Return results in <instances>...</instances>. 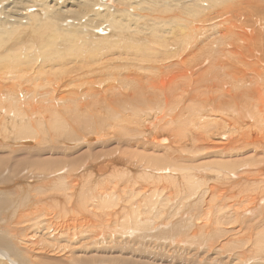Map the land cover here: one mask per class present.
Here are the masks:
<instances>
[{
  "label": "rangeland",
  "instance_id": "obj_1",
  "mask_svg": "<svg viewBox=\"0 0 264 264\" xmlns=\"http://www.w3.org/2000/svg\"><path fill=\"white\" fill-rule=\"evenodd\" d=\"M113 1L110 0L105 4H112L114 8H111L110 14L112 15H109L113 16L116 21L120 20L122 27L116 28L115 24L102 21H100L101 23L96 21L99 30H94L95 27L88 29L82 27V25L77 26L75 31L84 32L86 38L82 39L80 44L73 46L72 37L65 36L63 32L64 30H71V23H68L69 27L64 23L59 24L58 29L60 32L58 34L60 37L52 40L55 43L52 47L61 54L57 61L51 59L52 54L51 56H45V52H43L38 54L36 61L23 62L25 64L22 65V69L15 71L0 69V93L4 94L13 87H23L29 91H34L33 94H43L48 92L49 88L46 91V89H36L35 86L45 85L46 80L50 81L56 78L60 80L59 86H62L61 89L57 86L58 94L73 96L77 103L75 107L73 106L74 112L86 117L83 122H78L74 117L69 118L70 120L66 118L67 124H74L70 126L72 130L73 128L76 130L71 132L70 129L60 135L56 131L55 134L48 127L47 116L49 114H40L41 125L36 123L38 119L32 118L30 123L34 124V132L31 138L24 139L23 132L20 133V137H16L21 120L28 115L35 117L37 113L30 111L28 115L20 118L0 110V199H2L1 204L2 201L5 202L4 207L2 206L3 209L1 208L0 211V236H2L1 240L7 241L8 239V244L11 241L15 243L11 237L15 234L23 240L29 241V243L26 242V248H22L16 243H10L12 249L15 248L20 251L18 254H22V258L17 254V251L0 244V264H118L120 261L119 264H264V114L260 112L262 108L264 111V106L259 104L261 102L258 101L264 98V0L263 3L261 0H255V2H253L254 0H250V2L243 0L247 1L248 4L253 2V6L242 0H226L227 3H222L223 0H221L218 4H213L210 0H161L157 6H161L163 9L166 6L171 8L170 10L165 9L167 11L159 15L148 9V3L152 4L155 0H148L145 5L141 2L142 0ZM138 2H140V5L137 6L141 8L136 6ZM193 2V6L190 7ZM240 2L247 5L241 3L242 7ZM256 2L258 5L261 3L262 5H255ZM98 3H101L100 0H98ZM230 3L233 7L235 4L236 6L233 8L228 5L227 7V4ZM65 4L67 8L73 6L74 13L79 12L86 19L89 18L90 12L85 14L89 9L88 6L77 3L75 7L69 1ZM238 4L239 6H237ZM3 6L6 13L3 10L1 12L5 15L8 12V15L6 17L4 15L3 19H7L8 22L13 21L14 17H18L20 14V16H28L30 10L35 13L38 12L42 22L46 18L43 12L38 11L36 8L30 9L29 13L27 11L21 13L19 5L15 4L14 0H3ZM11 6L13 9H11ZM221 6L223 7L222 10H220ZM244 6L248 7L245 9ZM8 7H10V10ZM236 7L241 9L238 8L237 11ZM217 8L222 14L219 12L217 14L214 11L218 10ZM227 8H232L230 9L232 11L229 12ZM74 13L70 12L67 19L73 17ZM137 13L143 18L137 19L138 22H133L132 28L129 29V24H131V20L137 17ZM237 14L241 16L238 17ZM116 15H119V17ZM156 16L158 19H156ZM53 20L52 23H55V18ZM226 21L229 23L227 24ZM232 21H234V25ZM134 23H137L142 29L144 28L143 31H146V35L135 34L132 36L131 33H127V31L135 32ZM229 24L232 25L228 26ZM42 25L40 26L39 23L36 26L31 22L26 24V27L21 28L20 39L17 44V46L20 44L19 55L22 56L23 53H26L28 46L39 50L42 44V46L50 44L49 38L53 29H45ZM35 27L37 28L35 29ZM209 28L210 33L207 30ZM33 29H35V32H33ZM155 30L163 31L160 39L153 37L151 31ZM235 32H238V34ZM205 36L212 37L205 38ZM175 37H178V39ZM181 38L193 47L196 54V59L186 66L196 67L195 76L193 75V78L189 77L191 78L190 81L185 76V70L176 66L174 60L166 62L167 57L165 56L176 54L175 50L183 43L180 40ZM202 38L208 40L213 50L217 49L215 57L211 53L209 56L206 55L207 57L204 54L202 55L204 57L201 56V49H203L204 44ZM21 39L23 41L20 43ZM234 40L239 41V45ZM154 41H158L159 44L152 46V48H155L153 49L154 52L158 51L163 54H152L153 52L145 51V43ZM213 42L217 44H212ZM5 52L6 49L4 48L0 52V57ZM28 54L32 55V52ZM122 55L124 56L121 57ZM34 57L35 55H33ZM205 57L206 60H209V58L212 60L209 64L200 65ZM42 58H46L45 62L48 63L41 62L40 64L39 59L42 60ZM197 59H200V61ZM164 62L170 66V71H172L168 76L170 77L168 81L171 79L170 85L174 89H179V95H181V90L184 89L183 86L189 88L185 95L182 93L181 98L159 90V98H156L155 92L147 90L148 82L157 85L156 78L150 79L151 73L154 68L161 67L160 64ZM210 65L212 70H208ZM0 67H3L2 64H0ZM40 72L45 80H42V76H38ZM176 73L185 76L182 77L183 80H174V74ZM242 84L245 85L244 88ZM236 87L237 89H234ZM218 89L223 90H219L220 95L217 93ZM85 91L89 92L90 95L86 100L83 98L80 100L79 97ZM222 92H230V94L228 93L225 97ZM248 93L250 98L245 96ZM231 95H234L235 98ZM260 95L262 96L261 99H259ZM220 99L225 103L218 101V104L217 100ZM232 108L235 109L232 111ZM220 109L229 112H222ZM244 109L246 112H244ZM203 110H211L208 113L213 120H225L227 118L223 117L228 115V120L225 121H228L231 127L234 128L233 135L230 131L231 134H224L220 136L221 139H214L218 142L217 144L214 142L209 143L207 139L212 140L214 134L204 136V132L197 133L196 126L190 125L184 128L181 125L180 122L183 120L190 123L189 119L196 125L203 115L201 113ZM36 111H39V108ZM215 113L216 115H214ZM258 114L261 115L258 116ZM2 118H5V123L1 122ZM239 118L243 121H240ZM90 119H92V124L100 129L98 133L104 132L105 137L101 140L89 141L84 137L88 135L89 138V136L95 134L90 132L93 129L87 131L85 127H79V125L85 124ZM145 122H148L146 133L142 135L135 131L137 127L145 126ZM115 125H117L116 128ZM174 126L184 128V134H180L181 143L178 146L172 145L169 149L157 147L171 145V142L175 141ZM88 128H91L90 125ZM142 129H145V127ZM211 131L209 133H213ZM234 131L236 132L234 133ZM145 134L160 135L158 138H154L156 146L145 143L147 142L145 141V138H147L144 136ZM161 136L167 138L166 142L162 144L156 141ZM171 137H173V140ZM84 138L87 143H85ZM97 140L100 143L104 141L109 143L100 145L99 142L96 143ZM246 144L249 149H244V151L243 148L246 147ZM115 166H117L116 170L119 169L117 172L127 170L124 171L128 173L127 176L122 177L119 182H117L118 179H115L116 185L114 182H112V185H110L111 183L104 184L105 186H102V184L101 186L95 185L98 182L95 180L97 177L107 175L109 177ZM76 167H78L77 170ZM172 168L181 171L189 169L191 176H194L200 184L198 191L193 193L188 191V193L184 186V180L181 179L182 175L180 176L178 170L171 171ZM142 172L155 178L162 175L161 178L172 176L177 180V188L164 184L165 190L163 193H166V195L168 193L170 203L168 202V207L164 208L163 213L159 214L160 216H156L152 212L149 219L153 221L147 220L145 217V225L139 226L140 229L133 226L131 221L128 220L129 225L127 226L136 230L131 234L120 232L122 227H126L121 223V220L124 216L128 217L129 210L122 212L118 210V207L109 208L111 210L107 211L110 214L107 222L110 225V222L116 221L117 225L115 226L105 225V222L99 224L94 219L90 220L89 214L91 212L87 209V217L82 219V209L77 203L82 193L81 190L91 192L90 195L95 197L98 192L113 191L115 189L113 193L116 192L115 194L119 195V198L125 200L129 198L128 189L133 187V194L136 190L134 199L137 204L145 197V192L154 190L156 193L158 188L146 184L141 178L137 177ZM91 174L92 176H90ZM67 181L68 184H66ZM70 181L72 182L70 183ZM87 182L88 184H86ZM62 185L72 188V193L74 191L77 195L80 193L79 196L74 193L75 200L77 197L78 199L72 204H68L66 201ZM49 188L51 189L49 190ZM98 188H100L99 191ZM213 197H215L214 202L211 201ZM250 197L259 198L263 201H261V205L257 204L258 206L255 205L252 209L249 206L251 205ZM157 200H159L158 197ZM59 204H61V207H59ZM95 204L96 201L94 200L92 205ZM224 204L227 209H229V206L235 210L238 209V214L241 216L237 219L235 217L232 222L227 221L228 223L224 222L225 224L222 223V225L215 227L213 217L210 216H213L210 210L212 208L209 209L208 206H213L215 212H217L220 208L223 209ZM76 209L78 211L77 216ZM114 209L117 214L113 217L111 213ZM241 211L243 212L241 213ZM139 212V216L143 220L145 216L143 210ZM80 219L82 220L80 221ZM227 227L230 229L226 233L224 230H227ZM50 230L55 231L50 234L51 236L49 235ZM194 231L196 232L193 233ZM103 236H106L105 242L102 239ZM248 237L252 241H247ZM257 239L262 247L260 251H257L258 254L251 252L252 249H248L249 244L256 242ZM90 241H98L101 244L98 245L94 242L91 248L86 249L84 246ZM117 241H120V243H117ZM64 245L67 247H64ZM126 247H128V252L119 251ZM36 249L40 250L37 251ZM12 251L16 254H12ZM51 252L54 254H51Z\"/></svg>",
  "mask_w": 264,
  "mask_h": 264
},
{
  "label": "bare ground",
  "instance_id": "obj_2",
  "mask_svg": "<svg viewBox=\"0 0 264 264\" xmlns=\"http://www.w3.org/2000/svg\"><path fill=\"white\" fill-rule=\"evenodd\" d=\"M4 1H7V0H4ZM67 1H69V2H71V3H73V5H75V7H76V4L77 3H81V4H83V5H85V6H88L89 7V9L86 11V13L85 14H87V12H90V14H89V18H85L84 16H83V14L82 13H79V12H76V13H74L75 12V10H74V8H72L73 6H71L70 8H67V7H65V3L67 2ZM110 0H100V2L102 3H98V0H51V1H49V0H14V2H15V4H17V5H19V7H20V10H21V13H24V12H28L29 13V10L30 9H32V8H36V9H38V11L39 10H41L42 12H43V14L46 16V18H45V20H44V22H42V20H41V18L39 17V14H38V12H34L33 10H30L31 12L33 11V13H31L30 12V14L28 15V16H16V17H14V19H13V21H9L8 22V20L7 19H3V17H4V15H5V7L6 6H8V5H4L3 6V0H0V2H2L1 4H0V6H1V8H0V52H2L3 51V49L5 48L6 49V52H5V54H3V56L2 57H0V64H2V66L3 67H0V69H4V70H8V71H15V70H19V69H22V65L23 64H25V63H31V62H34V61H36L37 60V57H38V54H42L43 52H45V56H51V54L53 55V56H51V59H54V60H56L57 61V59L58 58H60V56L59 55H61L60 53H58V51L54 48V47H52V46H54L55 45V43L54 42H52V40L53 39H55V38H59L60 37V35L58 34V32H60L59 31V29H58V25L59 24H62V23H64L66 26H68V23H71V25H70V29L71 30H64L63 32L65 33V36H70V37H72V41H73V46H76L77 44H80L81 42H82V39H85L86 38V35H85V33L83 32H77V31H75V30H77V26H80V25H82V27L84 26V28L86 27V28H88V29H93L94 27V30L95 29H98L99 27V25L98 24H96V21H102V22H109V23H112L113 25L115 24V26H116V28H120V27H122L123 25L119 22V21H116L115 19H114V17L113 16H110V15H112V14H110L111 13V8L113 7L112 6V4H105V3H108ZM113 1V0H112ZM114 1H116V0H114ZM113 1V2H114ZM131 1V0H130ZM133 1V0H132ZM136 1H141V0H136ZM161 2V0H155L154 2H152V4H150V3H148V0H142L141 2L142 3H144V5L146 4V3H148L149 4V8L148 9H151V11L153 10V12L156 14V15H159V14H161V13H163V12H166L167 10H170V8L171 7H165V9H167V10H165V9H163L161 6H157L160 2ZM219 1H221V0H210V2L211 3H213V4H218L219 3ZM228 1V0H227ZM227 1L226 0H223V2L222 3H224V2H226L227 3ZM231 1V0H230ZM236 1V0H235ZM243 1V0H242ZM252 1V0H251ZM258 1V0H257ZM262 1V3H263V0H261ZM54 2V3H53ZM175 2V1H174ZM243 2H247V1H243ZM243 2H240V6H242L241 5V3H243ZM248 2H250V0H248ZM248 2H247V4H248ZM253 2H255V0L253 1ZM252 2V3H253ZM123 3V2H122ZM225 3V4H226ZM234 3V2H233ZM252 3H250L252 6H253V4ZM262 3L261 4H259V5H262ZM8 4V3H7ZM11 4H12V2H11ZM70 4V3H69ZM96 4V5H95ZM114 4V3H113ZM120 4V3H119ZM193 4H194V2L190 5V7H192L193 6ZM247 5L246 3H243V5ZM250 4H248V5H250ZM264 4V3H263ZM13 5V4H12ZM71 5V4H70ZM69 5V6H70ZM115 5V4H114ZM137 5H140V2H138L137 4H136V6ZM165 5V4H164ZM212 5V4H211ZM224 5V4H223ZM228 5H229V7L230 6H232V4L230 3V4H227V7H228ZM255 5H258V3L256 2V4ZM258 5V6H259ZM36 6V7H35ZM118 6V5H117ZM122 6V5H121ZM213 6V5H212ZM219 6V5H218ZM235 6H236V4H235ZM234 6V7H235ZM237 6H239V4L237 5ZM135 7V6H134ZM138 7V6H137ZM145 7V6H144ZM216 7V6H215ZM220 7V6H219ZM222 7V6H221ZM233 7V6H232ZM233 7V8H234ZM243 7V6H242ZM246 7H248V6H246ZM246 7L244 6V8L246 9ZM254 7H256V6H254ZM10 7H8V9H9ZM14 8H15V6H14ZM17 8V7H16ZM114 8V7H113ZM138 8H141V7H138ZM145 8H147V7H145ZM155 8H158L157 10L155 9ZM239 9H241L240 7H238ZM238 8L236 7L235 9H237V11H238ZM249 8H251V6H249ZM11 9H13V7L11 6ZM135 9V8H134ZM142 9H144V8H142ZM218 9V8H217ZM223 9V7L222 8H220V10H222ZM228 10H229V12H231L232 10H230V9H232V8H227ZM226 9V10H227ZM245 9H243L244 11H245ZM248 9V8H247ZM254 9V8H253ZM1 10H3L5 13H2L1 12ZM10 10V9H9ZM136 10V9H135ZM14 11H15V9H14ZM17 11V10H16ZM19 11V10H18ZM140 11V10H139ZM139 11H138V13H139ZM143 11V10H142ZM149 11V10H148ZM214 11H216L217 12V14H219L220 13V11H219V9L218 10H214ZM235 11V10H234ZM237 11H235L236 13H237ZM20 12V11H19ZM18 12V13H19ZM70 12H73L74 13V15H73V17H69L68 19H67V17L69 16L68 14L70 13ZM136 12H137V10H136ZM147 12V11H146ZM219 12V13H218ZM222 12V11H221ZM227 13H229L228 11H226ZM243 12V11H242ZM10 13V12H9ZM16 13V12H15ZM138 13L136 14L137 15V17L136 18H134V20H131V24H129V29L130 28H132V26H133V22H135V21H137V19H142L143 17H141L140 15H138ZM141 13V12H140ZM143 13H145V12H143ZM239 13H240V11H239ZM17 14V13H16ZM67 14V15H66ZM110 14V15H109ZM128 14V13H127ZM220 14H222V13H220ZM226 14V13H225ZM231 14V13H230ZM242 14V13H241ZM247 14V13H246ZM245 14V15H246ZM6 15H8V12H7V14ZM6 15H5V17H6ZM12 15V14H11ZM66 15V16H65ZM115 15V14H114ZM228 16H230L229 14H227ZM236 15V14H235ZM237 15H239V14H237ZM244 15V16H245ZM13 16H15L14 14H13ZM117 16V15H116ZM126 16V15H125ZM128 16V15H127ZM139 16V17H138ZM222 17H223V15H221ZM241 15H239L238 17H240ZM113 17V18H112ZM117 17H119V15L117 16ZM231 17V16H230ZM233 17H234V15H233ZM236 17V16H235ZM42 18H43V16H42ZM55 18V23H52ZM110 18V19H109ZM129 18V17H128ZM242 19H243V17H241ZM11 19V18H10ZM121 19H122V15H121ZM156 19H158V17L156 16ZM236 19H237V17H236ZM238 19H240V18H238ZM241 19V20H242ZM68 20H71V21H68ZM225 20H226V18H225ZM244 20V19H243ZM238 21H240V20H238ZM33 23V24H35L36 26L40 23V26H41V24H43L42 26L45 28V29H48V28H52L53 30L51 31V36H50V38H49V40H50V44L49 45H47V46H40V48H39V50L38 49H32V47L31 46H28L27 48H26V53H23V55L21 56V55H19V53H20V44H19V46H17V44H18V42H19V39H20V34H21V28H24V27H26V24H29V23ZM42 22V23H41ZM66 22V23H65ZM138 22V21H137ZM142 22V21H141ZM223 22H224V20H223ZM234 21H232V23H233ZM240 22H242V21H240ZM101 23V22H100ZM99 23V24H100ZM143 23H145V22H143ZM226 23L228 24L229 22H227L226 21ZM225 23V24H226ZM108 24V23H107ZM20 25V26H19ZM45 25V26H44ZM98 25V26H97ZM142 25V24H141ZM230 25H232V24H229L228 26H230ZM233 25H234V23H233ZM235 25H236V23H235ZM240 24L238 23V26H239ZM31 26H32V24H31ZM103 26V25H102ZM134 26H135V32H129V31H127V33H131L132 34V36L133 35H135V34H137V35H140V36H144V35H146V31L144 32L143 30H144V28L142 29L141 27H139L138 26V24L137 23H134ZM143 26V25H142ZM145 26V25H144ZM69 27V26H68ZM111 27V26H110ZM203 27V26H202ZM201 27V28H202ZM224 27H225V25H224ZM34 28V27H33ZM37 27H35V29H36ZM125 28V27H124ZM204 28V27H203ZM27 29V28H26ZM35 29H33V32H35ZM213 29V28H212ZM215 29V28H214ZM213 29V30H214ZM219 29V28H218ZM226 29H227V26H226ZM225 29V30H226ZM240 29V28H239ZM55 30V31H54ZM99 30V29H98ZM126 30V29H125ZM207 30H209V33L211 32L210 31V28L209 29H207ZM212 30V31H213ZM216 30V29H215ZM225 30H224V32H225ZM47 31V30H46ZM109 31V30H108ZM117 31V30H116ZM120 31V30H119ZM196 31V30H195ZM229 31V30H228ZM228 31H227V33H228ZM97 32H99V31H97ZM122 32V31H121ZM126 32V31H125ZM152 32V34H153V37H155V38H158V39H160L161 37H162V33H163V31H159V30H155V31H151ZM117 33H120V32H117ZM189 33V32H188ZM205 33H206V31H205ZM223 33V32H222ZM226 33V32H225ZM235 33H237L238 34V32H235ZM97 34V33H96ZM122 34V33H121ZM186 34V33H185ZM193 34V33H192ZM196 35H197V33H196ZM206 35V34H205ZM208 35V34H207ZM210 35H212V34H210ZM219 35V34H218ZM226 35V34H225ZM94 36V35H93ZM115 36H116V34H115ZM126 36V35H125ZM130 36V35H129ZM139 36V37H140ZM204 36V35H203ZM213 36V35H212ZM211 36V37H212ZM216 36V35H215ZM214 36V37H215ZM227 36V35H226ZM232 36V35H231ZM101 37V36H100ZM208 37V36H207ZM206 36H205V38H207ZM211 37H208V38H211ZM228 37V36H227ZM238 37V36H237ZM102 38V37H101ZM106 38V37H105ZM176 38V37H175ZM187 38V37H186ZM204 38V39H205ZM176 39H178V37L176 38ZM191 39V38H190ZM199 39H200V37H199ZM203 38H202V40H204ZM236 39V38H235ZM57 40V39H56ZM183 43H181V46H177L178 48L175 50V52H176V54H170V55H166L165 57H167V59H166V62L167 61H169V60H174L176 63H175V65L176 66H179V67H181L182 69H184L185 70V76H187L188 77V81H190L191 80V78H193L192 76L194 75V72H196V67H186V66H188V65H190L195 59H196V57H195V50L193 49V47H191V45H189V43H187L183 38H181L180 39ZM197 40H198V38H197ZM201 40V39H200ZM199 40V41H200ZM23 41V39H21V41H20V43ZM159 41V40H158ZM158 41H154V42H150V43H145V51H150V52H153L152 54H163V53H160V52H154V50L153 49H155L154 47L152 48V46L153 45H157L158 44ZM174 41V40H173ZM189 41V40H188ZM198 41V42H199ZM234 41H236V40H234ZM56 42V41H55ZM107 42H109V41H107ZM111 42H112V40H111ZM239 41H236V43H238ZM204 44H203V49H201L202 50V53H201V56L204 54L205 56L206 55H208L209 56V54L211 53L212 54V56L213 57H215V54L217 53V49H212L211 47H210V45H209V42H208V40H204V42H203ZM211 43V42H210ZM91 44V43H90ZM108 44V43H107ZM200 44V43H199ZM212 44H217V43H212ZM223 44V43H222ZM159 45V44H158ZM238 45H239V43H238ZM13 46H15V47H13ZM125 46H127V45H125ZM222 46V45H221ZM224 46V45H223ZM157 47V46H156ZM159 47V46H158ZM175 47V46H174ZM173 47V48H174ZM189 47V48H188ZM198 48V47H197ZM227 48V47H226ZM159 49V48H158ZM261 49V48H260ZM136 50V49H135ZM226 50V49H225ZM259 50V49H258ZM156 51V50H155ZM32 52V55H30V54H28V53H31ZM50 52V53H49ZM162 52V51H161ZM226 52V51H225ZM224 52V53H225ZM113 53V52H112ZM223 53V54H224ZM104 54V53H103ZM222 54V55H223ZM33 55H35V57L33 58ZM110 55V54H109ZM132 55V54H131ZM134 55V54H133ZM132 55V56H133ZM165 55V54H164ZM185 55V56H184ZM104 56V55H103ZM124 55H122L121 57H123ZM183 56V57H182ZM110 57V56H109ZM130 57V56H129ZM141 57V56H140ZM202 57H204V56H202ZM207 57V56H206ZM206 57H205V59L203 60V61H201V64L200 65H203V64H209V62L212 60V59H210L209 58V60H206ZM40 58V57H39ZM91 58H92V56H91ZM133 58V57H132ZM143 58H144V56H143ZM143 58H142V60H143ZM45 59L46 58H42V60H40L39 59V62H40V64H41V62H45ZM48 59V58H47ZM152 59V58H151ZM263 59V58H262ZM131 60V59H130ZM197 60H199L200 61V59H197ZM218 60V59H217ZM229 60V59H228ZM134 61V60H133ZM219 61V60H218ZM23 62H25V63H23ZM139 62V61H138ZM166 62H164L163 64H160V66L161 67H156V68H154L153 69V72L151 73V80H153V78H156V83H157V85H155V84H153V83H151V82H148V88H147V90L149 91V92H155L156 93V98H159V93L160 92H164V93H166V94H173V95H175L176 97H178V98H181V95H182V93L185 95V93H187V90L189 89V88H185L186 86H183L184 87V89H182L181 90V92H180V94L181 95H179V89H177V88H175L174 89V87H172L171 85H170V81H171V79H170V81H168L169 80V78L170 77H168L169 76V74L172 72V71H170V66H168L167 64H166ZM222 62H225V61H222ZM46 63H48V62H45V64ZM97 63V62H96ZM199 63V62H198ZM226 63V62H225ZM89 64V63H88ZM126 64V63H125ZM90 65H91V63H90ZM93 65V64H92ZM132 65H133V63H132ZM140 65V64H139ZM183 65H185V66H183ZM212 65V64H211ZM211 65H210V67L208 68V70L209 69H211L212 70V68H211ZM221 67V66H220ZM218 69V68H217ZM229 69V68H228ZM219 70H221V69H219ZM223 70V69H222ZM221 70V71H222ZM227 70V69H226ZM200 73V72H199ZM210 73V72H209ZM202 74V73H201ZM212 74V73H211ZM215 74V73H214ZM221 74H223L222 72H221ZM179 75V76H178ZM38 76H42V80H45V78L43 77V74H41V72H40V74H38ZM150 76V75H149ZM185 76H182V75H180V74H178V73H176V74H174V80H176V79H182V77L184 78ZM195 76V75H194ZM200 76V75H199ZM215 76V75H214ZM217 76V75H216ZM222 76V75H221ZM189 77H191V78H189ZM183 80V79H182ZM29 82V81H28ZM180 82V81H179ZM244 82V81H243ZM178 84V83H177ZM14 85V84H13ZM60 85V80H58V79H51L50 81L49 80H46V84L45 85H41V86H35V88L36 89H46V91H47V89L49 88V91L48 92H46V93H36V94H33V92L34 91H29L28 89H24L23 87H20V88H15V87H13V88H10L7 92H5L4 94H2V93H0V110L2 111L3 110V112L4 113H6V114H11V115H13L14 117H16V116H19L20 118L21 117H23V116H25V115H28V113L30 112V111H34V112H36L37 114H36V116L35 117H32V116H26V117H24L22 120H21V123H20V127L18 128V131H17V133H16V137H20V133L21 132H23L24 133V136H23V138L24 139H26V138H31L32 136V134H33V132H34V124L33 123H30V122H32V118H35V119H38V120H36L37 122V124L38 125H41V120H40V114H43V113H46V114H49L48 116H47V120H48V127L52 130V131H54V133H55V131L56 132H58V133H60V135H61V133H65V131H68V130H70L71 129V132L74 130H76L75 128H73V130H72V128H71V126L70 125H74V124H67L68 122H67V119L66 118H76L77 119V121L78 122H83L84 121V119L86 118V117H84V116H82V115H78V114H76L75 112H74V110H73V106L75 107L76 106V100H75V98L73 97V96H71V95H68V96H66V95H63V94H58V90H57V86H59ZM62 85V84H61ZM189 85V84H188ZM243 85V84H242ZM178 86V85H177ZM240 86V85H239ZM244 86L245 85H243V88H244ZM60 87V86H59ZM176 87V86H175ZM242 87V86H241ZM240 87V88H241ZM62 88V86L59 88V89H61ZM234 89H237V87L236 88H234ZM160 92H159V91ZM223 91V90H221V89H218V91H217V93L219 94H221V92L220 91ZM224 91H225V89H224ZM227 91V90H226ZM35 92H37V91H35ZM232 92H234V91H232ZM228 93L230 94V92H222V95H228ZM244 93V92H243ZM250 93V92H249ZM249 93L247 94V95H245V96H249V98H250V95H249ZM219 94V95H220ZM235 94H236V92H235ZM237 94H238V91H237ZM90 95V93L89 92H83L82 93V95L79 97V99L81 100L82 98L83 99H87V97ZM139 95V94H138ZM147 96H148V94H146ZM244 95V94H243ZM223 96V97H224ZM231 96H233L234 97V95H231ZM258 96V95H257ZM226 97V96H225ZM235 98V97H234ZM262 98V96L260 95L259 96V99H261ZM129 99V98H128ZM223 99V98H222ZM264 98H262V100H263ZM224 100V99H223ZM226 100V99H225ZM232 100V99H231ZM260 101V100H258L259 102H261V103H259V104H261V105H263L264 106V101ZM220 102L221 103V99L220 100H217V102ZM235 101H237V100H235ZM219 102H218V104H219ZM38 103V104H37ZM222 103H225V102H223L222 101ZM227 103H229V102H227ZM234 103V102H233ZM230 104V103H229ZM251 104V103H250ZM234 105V104H233ZM243 105V104H242ZM220 106V105H219ZM235 106V105H234ZM233 106V107H234ZM245 106V105H244ZM223 107V106H222ZM221 107V108H222ZM261 107V106H260ZM39 108V111H36L37 109ZM40 108H42V110H40ZM229 108V107H228ZM233 109H235V108H232V111H233ZM248 109H249V107H248ZM251 109H253V108H251ZM220 110H222V112L223 111H226L225 109L223 110V109H220ZM260 110V109H259ZM205 111H207V110H205ZM204 110L201 112V113H203V115L201 116V118H200V120L197 122V124L196 125H194L193 124V122L189 119V121H190V123H188V121L186 122V120H183L182 122H180L181 123V125L185 128V127H189L190 125H192V126H196V131H197V133H208V134H204L203 133V135L204 136H210L211 134H214V138L211 140L210 138H208L207 139V142H214V143H218V142H216V141H214V139H221V135H224V134H231L230 133V131L232 132V135H233V130H234V128L233 127H231V124L228 122V121H225V120H228V115H227V117H223V118H227V119H225V120H213L212 119V117H211V115L209 114L210 113V111L208 110L207 112H205ZM235 111V110H234ZM240 111H241V109H240ZM252 111V110H251ZM256 111V110H255ZM209 112V113H208ZM212 112H214V111H212ZM226 112H229V111H226ZM226 112H225V114H226ZM231 112V111H230ZM244 112H246L245 111V109H244ZM254 112V111H253ZM260 112H262L261 114H264V111H263V108H262V111L260 110ZM234 113V112H233ZM235 113H236V111H235ZM249 113V112H248ZM212 114V113H211ZM242 114V113H241ZM240 114V115H241ZM246 114V113H245ZM245 114H244V116H245ZM250 114V113H249ZM253 114V113H252ZM256 114H257V112H256ZM260 114V115H261ZM214 115H216V113L214 114ZM221 115V114H220ZM229 115H230V113H229ZM253 115H255V114H253ZM259 114H258V116H260ZM223 116V115H222ZM248 116V115H247ZM230 118V117H229ZM239 119H241V118H239ZM239 119H237V120H239ZM248 119V118H247ZM249 119H250V117H249ZM254 119V118H253ZM258 119V118H257ZM257 119H256V121H257ZM70 120V119H69ZM260 120V119H259ZM223 121V122H222ZM240 121H243L242 119L240 120ZM1 122L2 123H5V118L3 119H1ZM71 122H73L72 120H71ZM260 122V121H259ZM47 123V122H46ZM74 123V122H73ZM219 123V124H218ZM243 124V123H242ZM260 124H261V122H260ZM90 125V127L91 128H88V126ZM145 126H142V127H137L136 129H135V131H138L139 132V134H144V133H146V131H147V129H148V122H145V124H144ZM230 125V126H229ZM247 125V124H246ZM262 125V124H261ZM82 126V128L83 127H85L86 129H87V131H90V129H93V131L91 130L90 132H94L95 134L93 135V136H89V138H88V135H86V136H84V135H82V136H84L85 138H86V140H92V141H94V140H96V139H100L101 140V138H104L105 137V134H104V132L103 131H101L100 133H98L99 131H100V129H98L96 126H95V124H92V119H90V120H88L85 124H83V125H79V127H81ZM116 126L117 125H115L114 127L116 128ZM143 127H145V129H142ZM177 127V128H176ZM243 127V126H242ZM245 127V126H244ZM110 128H112V127H110ZM109 128V129H110ZM184 128H182V127H180V126H174L173 127V129H174V134H175V141L173 142H171V145H166V146H157V147H161V148H165V149H169V148H171L172 147V145H175V146H178L180 143H181V137H180V134H184ZM257 129V128H256ZM144 130H145V132H144ZM210 130H212L211 132H213V133H209V131ZM243 130V129H242ZM87 131H85V132H87ZM236 131H238V130H236ZM236 131H234V133L236 132ZM70 132V131H69ZM106 133V132H105ZM56 134V133H55ZM62 134V135H63ZM111 134V133H110ZM114 134V133H113ZM54 136H57V135H54ZM66 136V135H65ZM95 136V137H94ZM145 137H147V138H145V141H147V142H145V143H148L149 145H152V146H156L155 145V141H154V138H158L159 136L158 135H156V134H145L144 135ZM202 136V135H201ZM68 138V137H67ZM66 138V139H67ZM83 138V137H82ZM85 138H84V140H85ZM164 138V137H163ZM162 138V136L158 139V140H156L157 141V143H160V144H162V143H164V142H166V140H167V138H164L163 139ZM171 139L173 140V137H171ZM178 139V140H177ZM54 140V139H53ZM84 140H82V141H84ZM86 140H85V143H87L86 142ZM96 141V143L97 142H99V141ZM144 140V139H143ZM58 143V142H57ZM63 143V142H62ZM82 143V142H81ZM84 143V142H83ZM100 143V142H99ZM109 142H103V143H100V145H104V144H108ZM174 143H176V144H174ZM98 144V143H97ZM59 145V144H58ZM81 145V144H80ZM94 145V144H93ZM77 146V145H76ZM171 146V147H170ZM245 146V145H244ZM247 147V148H246ZM246 147L245 148H243V150L245 149H249L248 148V145L246 144ZM57 148V147H56ZM241 148V147H240ZM250 149H252V148H250ZM244 150V151H245ZM40 154V153H39ZM58 154V153H57ZM41 155V154H40ZM34 156V155H33ZM47 156V155H46ZM51 158V157H50ZM78 159H79V157H78ZM98 159V158H97ZM94 160V159H93ZM60 161V160H59ZM66 161V160H65ZM97 161V160H96ZM51 163V162H50ZM70 163V162H69ZM80 164H82V163H80ZM52 165V164H51ZM56 165V164H55ZM48 166H49V163H48ZM64 166V165H63ZM70 166V165H69ZM49 168V167H48ZM53 168V167H52ZM71 168V167H70ZM116 168H117V166H115V169H113L112 171H111V175L109 176V177H107V176H103V177H97V179H95V180H97L98 182H96L95 183V185L97 184V186L98 185H100L101 186V184H102V186L104 185V184H107V183H111L110 185H112V182H114V184H115V179H118V181L117 182H119V181H121L122 180V177H126L127 176V174L128 173H125L124 171H127V170H121V172L120 171H118L117 172V170H119V169H117L116 170ZM51 169V168H50ZM64 169H66V168H64ZM78 169V167H76V170ZM68 170V169H67ZM66 170V171H67ZM75 170V169H74ZM172 170H178L179 171V174H180V176L182 175V177H181V179H183L184 180V186H185V188H186V190H187V192L188 191H191L192 193L194 192V191H198V189L200 188V184H199V182L197 181V180H195V178H194V176L192 177L191 176V172L189 171V169H184L183 171H181V170H179V169H177V168H172L171 169V171ZM71 172V171H70ZM129 172V171H128ZM71 174V173H70ZM55 175V174H54ZM83 175H85V174H83ZM68 176H70V175H68ZM86 176V175H85ZM90 176H92V174L90 175ZM161 176L162 175H160V176H158V178H155V177H153V176H151V175H145V172H142L141 174H139V175H137V177H139V178H141L146 184H149V185H151V186H153V187H155V188H158L157 190H156V193H155V191L154 190H150V192H145V197H143L142 198V201L140 202V203H136V201H135V199H134V197H135V195L134 194H136V190H134L135 191V193L133 194V187L131 188V189H128L129 190V198L128 199H125V200H123L122 198H119V195H116L115 193H113V191L115 190V189H113V191L111 192V191H104V192H98V195H96L95 197H92L91 195H90V193L91 192H86V190L85 191H82L81 190V195H80V193H79V195H80V198L78 199V197H77V203H78V205L80 206V208L82 209V214H81V217H82V219H86V213H87V211H86V209L89 211V212H91L90 214H89V219L91 220H96L99 224H100V222H105V225H108V226H115V225H117V222L116 221H114V222H110V225L108 224V222H107V219H108V216H110V214H108L107 213V211L109 210H111V209H109V208H114V207H118V210H121L122 212L123 211H125V210H129V215H128V217L127 216H124L123 218H122V220H121V223L122 224H124L126 227H122V229L120 230V232H123V233H126V234H131L132 232H134V231H136L135 229H132L131 227L129 228L127 225H129V221L128 220H130L131 221V223L133 224V226H135V227H139V226H141V225H145V217L147 218V220L149 219V217H150V215H151V213L153 212V214L154 215H156V216H158L159 214H161V213H163L162 211L164 210V208L168 205V202L170 203V200L168 201V198L170 199V197L168 196V193H167V195H166V193H163L164 192V190H165V188H164V184H166V185H170V186H173V187H176L177 188V185H176V183H177V180H176V178H174V177H172V176H170V177H163V178H161ZM60 178V177H59ZM67 178V177H66ZM70 178H71V176H70ZM87 178H89L88 176H87ZM93 178V177H92ZM96 178V177H95ZM73 179V178H72ZM91 179V178H90ZM59 180V179H58ZM61 180V179H60ZM67 180V179H66ZM65 180V181H66ZM71 180V179H70ZM75 180V179H74ZM77 180V179H76ZM86 180H88V179H86ZM92 180V179H91ZM73 181V180H72ZM72 181H70V183L72 182ZM89 181V180H88ZM61 182V181H60ZM75 182V181H74ZM78 182V181H77ZM123 182V181H122ZM59 183V182H58ZM62 183V182H61ZM65 183V182H64ZM69 182L67 181V183L66 184H68ZM121 183V182H120ZM55 184V183H54ZM75 184V183H74ZM86 184H88V182L86 183ZM122 184V183H121ZM56 185H57V182H56ZM69 185H71V184H69ZM79 186H80V184H78ZM77 185V186H78ZM116 185V184H115ZM118 185H120V184H118ZM130 185V184H129ZM136 185V184H135ZM58 186V185H57ZM61 186V185H60ZM76 186V185H75ZM94 186V185H93ZM105 186V185H104ZM114 187V186H113ZM118 187H120V186H118ZM117 187V188H118ZM136 187V186H135ZM54 188V187H53ZM2 189V188H1ZM51 188H49V190H50ZM58 189V188H57ZM62 191H63V194H64V196L66 197V201L68 202V204H72V202H74V201H76L75 200V197H74V193L76 194V192L74 191V193H72L73 191L69 188V186L67 187L66 185H62ZM75 189V188H74ZM78 189V188H77ZM99 189L100 188H98V191H99ZM107 189V188H106ZM105 189V190H106ZM111 188H110V186H109V190H110ZM135 189V188H134ZM137 189V188H136ZM59 190V189H58ZM57 190V191H58ZM60 190H61V188H60ZM89 190V189H88ZM92 190H93V188H92ZM95 190V189H94ZM102 190H104V188H102ZM120 190V189H119ZM126 190V189H125ZM149 191V190H148ZM38 192V191H37ZM37 192H36V194H37ZM78 192V191H77ZM80 192V191H79ZM163 193V194H162ZM170 193V192H169ZM189 193V192H188ZM39 194H40V192H39ZM133 194V195H132ZM191 194V193H190ZM77 195V194H76ZM79 195H77V196H79ZM172 195V194H171ZM157 197L159 198V200H157ZM173 197V196H172ZM57 198H59V197H57ZM61 198V197H60ZM251 198V199H250ZM249 199L248 198H246V199H248L249 201H250V204L251 205H249V206H251L252 207V209H253V207L255 206V205H261V201H263V200H260L259 198H252V197H250ZM242 199V198H241ZM1 200L2 199H0V211L3 209L2 208V206L4 207V201H2V204H1ZM58 200H61V199H58ZM96 201V204L95 205H92L93 204V201ZM122 200V201H121ZM230 200V199H229ZM63 201V200H62ZM211 201L212 202H214L215 201V197H213L212 199H211ZM249 201H247L248 203H249ZM242 202V201H241ZM259 202H260V204H259ZM51 203H53L52 201H51ZM60 203H63V202H60ZM245 203V202H244ZM74 204V203H73ZM173 204V203H172ZM241 204V203H240ZM239 204V205H240ZM61 204H59V207H61L60 206ZM76 205V204H75ZM170 205V204H169ZM221 205V204H220ZM223 205V204H222ZM243 205V204H242ZM241 205V206H242ZM257 205V206H258ZM157 206V207H156ZM54 207V206H53ZM71 207V206H70ZM168 207V206H167ZM222 207V206H221ZM2 208V209H1ZM170 208V207H169ZM208 208L210 209V208H212V209H210L212 212H211V214H213V216L212 215H210V212L208 213L211 217H213V225L215 226V227H218L219 225H222V223H224V222H227V221H230V222H232L233 221V219H235V217H236V219L239 217V216H241V215H239L238 214V209H234V208H232V207H228L229 209H227V207L225 208V204H224V206H223V209L222 208H220L217 212H215V210H214V207L213 206H208ZM218 208H219V206H218ZM68 209V208H67ZM72 209V208H71ZM231 209H234L233 211L231 210ZM243 209V208H242ZM245 209V208H244ZM251 209V208H250ZM69 210V209H68ZM113 210V209H112ZM116 210H117V208H116ZM142 210H143V213H144V219L143 220H141V218L142 217H140L139 215H140V212L139 211H141L142 212ZM210 210H208V211H210ZM85 211V212H84ZM255 211V210H254ZM63 212V211H62ZM240 212V211H239ZM243 211H241V213H242ZM75 213H76V216L78 215V211H77V209H76V211H75ZM125 213V212H124ZM251 213V212H250ZM255 213V212H254ZM112 215H113V217H114V215H116L117 214V212L115 211V209H114V211L111 213ZM120 214V213H119ZM118 214V215H119ZM0 215H1V212H0ZM65 215V214H64ZM112 215H111V217H112ZM68 216V215H67ZM66 216V217H67ZM160 216V215H159ZM243 216V215H242ZM61 217V216H60ZM110 217V218H111ZM126 217H127V219H126ZM209 217V216H208ZM36 218V217H35ZM34 218V219H35ZM157 218V217H156ZM240 218V217H239ZM33 219V218H32ZM36 219H38V218H36ZM61 219V218H60ZM71 219V218H70ZM82 219H80V221L82 220ZM115 219V218H114ZM210 219H212V218H210ZM49 220H50V218H49ZM53 220V219H52ZM69 220V219H68ZM113 220V219H112ZM150 220V219H149ZM152 220V219H151ZM150 220V221H151ZM158 220V219H157ZM156 220V221H157ZM207 221H208V219H206ZM31 221V220H30ZM61 221H62V219H61ZM69 221H71V220H69ZM118 221H119V219H118ZM153 221V220H152ZM71 223V222H70ZM154 224H155V222H153ZM159 223V222H158ZM228 223V222H227ZM38 224V223H37ZM65 224V223H64ZM71 224H73V223H71ZM225 224V223H224ZM74 225V224H73ZM119 225V224H118ZM64 226V225H63ZM148 226V225H147ZM229 226H230V224H229ZM200 227V226H199ZM31 228V227H30ZM141 227H139V229H140ZM196 228V227H195ZM194 228V229H195ZM201 229V228H200ZM199 229V230H200ZM224 229V228H223ZM222 229V230H223ZM227 230H224V231H226V233H227V231L230 229H228V227L226 228ZM263 229V228H262ZM117 230H118V228H117ZM205 230V229H204ZM141 231V230H140ZM201 231V230H200ZM202 231H203V229H202ZM224 231H222V232H224ZM52 232H55V231H49V235L52 233ZM196 231H194L193 233H195ZM221 232V233H222ZM230 234H231V232H230ZM220 235H223V234H220ZM226 235V234H225ZM254 235V234H253ZM256 235H257V233H256ZM260 235H261V233H260ZM51 236V235H50ZM235 236V235H234ZM237 236H238V234H237ZM4 237V236H3ZM11 237L13 238V240H14V242L17 244V245H20L22 248H26V242H28L29 243V241H26V240H23L20 236H18V235H11ZM125 237V236H124ZM139 237V236H138ZM222 237V236H221ZM229 237H231V236H229ZM241 237V236H240ZM264 237V236H263ZM5 238V237H4ZM27 238V237H26ZM29 238V237H28ZM43 238V237H42ZM77 238V237H76ZM239 238V237H238ZM2 239V236H0V240ZM36 239V238H35ZM45 239V238H44ZM103 240H104V242H105V240H106V236H103V238H102ZM101 239V240H102ZM123 239V238H122ZM126 239H127V236H126ZM129 239V238H128ZM221 239V238H220ZM233 239H235V238H233ZM32 240V239H31ZM42 240V239H41ZM247 241H252L251 240V238L250 237H248V239H246ZM7 241H8V239H7ZM6 240H1L0 242V244H3V245H6V246H8L10 249H12V241L11 242H9V244H8V242H7ZM126 241H128V240H126ZM237 241V240H236ZM245 241V240H244ZM246 241V242H247ZM71 242V241H70ZM96 243V244H98V245H100L101 244V242H98V241H90V242H88V243H86L85 244V248L86 249H89V248H91L92 247V245H93V243ZM103 242V243H104ZM113 242V241H112ZM111 242V243H112ZM204 242V241H203ZM234 242V241H233ZM240 242H241V240H240ZM11 243V244H10ZM15 243H13V244H15ZM31 243V242H30ZM117 243H120V241H117ZM210 244V243H209ZM10 245V246H9ZM41 245V244H40ZM250 246H249V248L248 249H252V250H250L251 252H253V253H257L258 254V252L257 251H260V249L262 248L261 247V243H260V241L257 239L256 240V242H254V243H251V244H249ZM264 245V244H263ZM31 246V245H30ZM29 246V247H30ZM66 245H64V247H65ZM95 246V245H94ZM43 247V246H42ZM55 247V246H54ZM67 247V246H66ZM68 247H69V245H68ZM79 247V246H78ZM128 247H126V248H123L122 250H119L120 252H123L124 253V251L126 252H128V249H127ZM72 249V248H71ZM13 251L15 250V251H17V254H18V252H20L19 250H17V249H15V248H13L12 249ZM37 250V249H36ZM40 250V249H39ZM39 250H37V251H39ZM68 250V249H67ZM77 250V249H76ZM80 250V249H79ZM13 251L11 252L12 254H16V252L15 253H13ZM30 251V250H29ZM34 251V250H33ZM113 251V250H112ZM22 252V251H21ZM36 252V251H35ZM61 252H62V249H61ZM34 253V252H33ZM53 252H51V254H52ZM54 254V253H53ZM21 258L23 257V255L22 254H18ZM35 255V254H34ZM38 255V254H37ZM40 255V254H39ZM64 255V254H63ZM246 255V254H245ZM251 255V254H250ZM55 256V255H54ZM136 256V255H135ZM249 256V255H248ZM11 258V257H10ZM238 258H240L239 256H238ZM114 260V259H113ZM117 262V261H116ZM115 262V263H116ZM121 262V261H120ZM119 262V263H120ZM118 263V264H119ZM124 263V262H123ZM136 263V262H135Z\"/></svg>",
  "mask_w": 264,
  "mask_h": 264
}]
</instances>
